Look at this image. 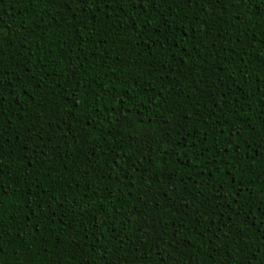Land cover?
<instances>
[{
    "label": "trees",
    "instance_id": "1",
    "mask_svg": "<svg viewBox=\"0 0 264 264\" xmlns=\"http://www.w3.org/2000/svg\"><path fill=\"white\" fill-rule=\"evenodd\" d=\"M0 264H264V0H0Z\"/></svg>",
    "mask_w": 264,
    "mask_h": 264
},
{
    "label": "snow or ice",
    "instance_id": "2",
    "mask_svg": "<svg viewBox=\"0 0 264 264\" xmlns=\"http://www.w3.org/2000/svg\"><path fill=\"white\" fill-rule=\"evenodd\" d=\"M206 139V138H205Z\"/></svg>",
    "mask_w": 264,
    "mask_h": 264
}]
</instances>
